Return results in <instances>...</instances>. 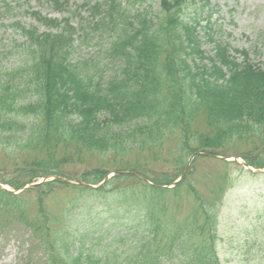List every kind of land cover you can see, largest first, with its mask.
Listing matches in <instances>:
<instances>
[{
  "label": "trees",
  "instance_id": "1",
  "mask_svg": "<svg viewBox=\"0 0 264 264\" xmlns=\"http://www.w3.org/2000/svg\"><path fill=\"white\" fill-rule=\"evenodd\" d=\"M49 1L61 8L69 3ZM148 1L86 0L76 9L97 19L88 25L33 9L24 14L37 24L25 26L14 14L22 0H0V23L22 38L0 51L7 60L6 65L0 61V157L6 152L13 160L12 168L0 173V183L14 190L0 186V209L6 217L18 212L28 217L29 198H36L49 264H222L215 203L189 180L188 157L199 151L228 157L225 149L244 136L243 129L264 131V71L236 70L240 64L219 54L223 43L216 51L220 65L194 69L188 59L202 52L192 25L184 24L187 0ZM42 26L47 30L41 32ZM84 47L96 52L76 58ZM234 52L247 61L249 52ZM222 66L230 69L229 77ZM242 119L249 122L245 128ZM192 120L207 123L208 133L192 128ZM146 145L165 147L164 162L173 170L152 177L123 161L115 170L119 174L94 188L110 170L88 163L75 177L77 184L64 179L70 176L62 165L73 153H119L127 160ZM262 156L248 157L247 164L264 168ZM62 187L76 197L65 204L63 224L57 227L44 197ZM18 189L23 191L14 195ZM180 193L189 206L176 216ZM113 194L133 207L134 218L122 221L129 230L98 232L99 215L85 202L79 208L89 221L84 230L77 229L76 201Z\"/></svg>",
  "mask_w": 264,
  "mask_h": 264
},
{
  "label": "rangeland",
  "instance_id": "2",
  "mask_svg": "<svg viewBox=\"0 0 264 264\" xmlns=\"http://www.w3.org/2000/svg\"><path fill=\"white\" fill-rule=\"evenodd\" d=\"M65 1V0H61ZM69 3L64 7H57L49 0H43L40 4L36 0H22L23 5L15 10L14 14L21 19L25 26L37 24V22L25 12L33 9L41 10L52 18L64 19L69 17L72 23L77 24L83 20L84 24H93L97 19L93 18L86 9H76L86 3V0H68ZM95 2V0H89ZM160 0H149L146 4L154 3ZM183 17L184 24L188 23L197 36L198 42L201 43L200 50L202 53H194L188 59L190 65L193 62L194 69L202 72L207 66L219 64L217 44L223 43L219 49V54H225L230 61H236L240 64L236 70L241 71L246 66H251L253 70L264 71V0H187ZM77 11L80 13H77ZM7 24V23H6ZM106 28H103V30ZM44 26L40 31H46ZM101 33V32H98ZM107 38V33H103ZM12 40L22 38L16 31L10 27L7 28L0 23V51L7 45L8 48L13 46ZM246 50L249 56L236 57L235 50ZM96 52L94 47H84L79 51L76 58L90 57ZM0 61L6 65L7 60L0 53ZM1 65V63H0ZM225 75L229 77L230 69L222 66ZM193 69V70H194ZM258 71V70H257ZM109 74L102 79L105 80ZM193 121V120H192ZM192 128L199 130L200 133L207 134L209 125L202 121L192 122ZM249 122L242 119L241 126ZM245 128V126L243 127ZM256 126H254V129ZM252 129V133L243 129V137L237 138L231 149H225L228 156L212 157L207 156L205 152H198V155L192 159L189 158L192 165L189 180L193 181L195 187L204 195L209 197L211 203H215L214 212L217 214L216 237L219 258L222 264H264V172H252L264 168L250 167L247 165L248 157L256 158L258 155H264V131ZM167 143V142H165ZM164 143V144H165ZM226 145V143L224 144ZM166 148L159 145H146L140 149L134 150L127 160L123 154L107 153L106 155L95 154L88 156V153L78 155L73 153L63 163L69 178H64L69 184H77V178L87 167L85 164L91 163V167L99 166L102 169H109L113 177L115 170L122 167L124 161L130 163L129 169L140 167V171L157 177L161 172L173 170V166L163 157ZM250 152L251 154H247ZM203 153V154H201ZM237 153V154H236ZM247 154L248 156H245ZM8 153L4 152L0 157V173L7 167L11 169V162ZM264 157V156H262ZM235 159V160H234ZM249 160V159H248ZM125 164V166H127ZM86 166V167H85ZM124 166V164H123ZM130 171V170H129ZM53 179L38 178L36 183ZM64 180V181H65ZM1 187L9 188L14 191L7 183H0ZM173 186V185H172ZM23 189H18L14 195L21 193ZM76 197L68 189L54 192L50 197H44V205L48 214L56 215L58 221H55L57 227L63 224V211L65 204ZM28 217L22 216L19 212L9 214L6 217V211L0 209V264H49L46 255L45 246L42 242L46 241L43 229V218L38 219V210H36V198H29ZM121 195H107V197L85 198L78 202L77 206L72 209V216L76 215L74 223L77 229L84 230L89 217L84 216L86 213L80 209L84 202L86 205L91 203L88 208L89 212L96 211L99 215V224L97 231L112 230L114 233H120L121 229L129 230L122 222L123 220H132L135 213L124 202ZM190 201H193L190 199ZM173 211L176 216L182 215L188 209L186 197L183 193L177 197ZM78 214V215H77ZM91 229H94L93 226ZM95 232V233H98ZM126 232V231H122ZM94 234V232H92ZM51 236V235H50ZM92 236V235H91Z\"/></svg>",
  "mask_w": 264,
  "mask_h": 264
},
{
  "label": "water",
  "instance_id": "3",
  "mask_svg": "<svg viewBox=\"0 0 264 264\" xmlns=\"http://www.w3.org/2000/svg\"><path fill=\"white\" fill-rule=\"evenodd\" d=\"M259 172H263L264 170H258Z\"/></svg>",
  "mask_w": 264,
  "mask_h": 264
}]
</instances>
